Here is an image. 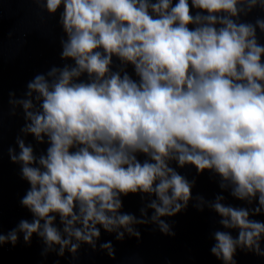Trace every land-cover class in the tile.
Instances as JSON below:
<instances>
[{"label":"clouds","instance_id":"9594fccd","mask_svg":"<svg viewBox=\"0 0 264 264\" xmlns=\"http://www.w3.org/2000/svg\"><path fill=\"white\" fill-rule=\"evenodd\" d=\"M33 2L59 15L64 63L36 73L26 98L9 93L25 123L8 156L30 186L20 205L33 219L7 234L0 223V248L36 236L75 260L102 231L139 241L134 226L150 222L175 238L165 218L195 199L225 229L212 233L221 264H236L238 250L264 258V221L253 218L264 215V16L246 19L264 0ZM27 136L47 147L37 153ZM178 168L219 177L247 206L194 197L195 179ZM130 196L150 198L139 218L124 211ZM99 248L115 259L111 241Z\"/></svg>","mask_w":264,"mask_h":264},{"label":"water","instance_id":"95a60500","mask_svg":"<svg viewBox=\"0 0 264 264\" xmlns=\"http://www.w3.org/2000/svg\"><path fill=\"white\" fill-rule=\"evenodd\" d=\"M264 12L254 10L247 20L254 21ZM64 35L59 24V15L51 17L33 0H0V121H2V145H0V223L5 234L17 227L22 219H33L27 209L20 205V198L30 187L21 179L20 165L11 162L8 148L16 145L17 135L25 120L23 110L17 108V115H11L9 93L15 92L18 98H26V84L38 72H47L52 65L60 66V38ZM264 43V34L260 35ZM131 72V68H129ZM32 143L37 153L47 145H38L32 136L24 137ZM191 181L195 179L193 196H202L206 201H214L223 195L225 203L237 207L247 206L230 195V190L220 188V178L205 173L198 175L195 168L177 169ZM150 198L141 200L139 196L124 199V211L141 217L140 209ZM194 199L186 212L175 218H165L176 233L175 238L161 234L159 226L154 223L135 225L141 232L142 240L125 234L124 241H118L115 234L102 231L97 249L82 245L78 259L73 260L72 253L59 249L47 250L39 237L34 236L31 243L20 240L16 246L11 243L0 248V264H221L213 255L211 248L215 244L212 233L225 230L218 223L220 217L207 204L199 211ZM148 217L152 213L147 210ZM264 221V215L253 217ZM234 236L235 232L232 233ZM111 241L115 248V259L109 257L106 250L99 248V243ZM236 264H264V258L253 253L239 251L235 257Z\"/></svg>","mask_w":264,"mask_h":264}]
</instances>
